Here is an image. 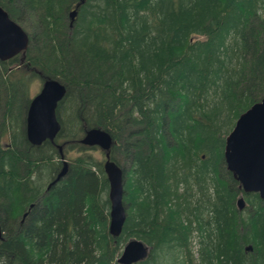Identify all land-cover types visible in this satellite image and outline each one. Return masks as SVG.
<instances>
[{
  "label": "trees",
  "instance_id": "16d2710c",
  "mask_svg": "<svg viewBox=\"0 0 264 264\" xmlns=\"http://www.w3.org/2000/svg\"><path fill=\"white\" fill-rule=\"evenodd\" d=\"M0 7L29 36L22 63L0 62V264H118L133 238L149 247L135 264H168L157 253L183 244V264H264V201L242 192L223 156L239 115L264 96V0H0ZM34 78L66 87L60 130L40 146L25 135ZM93 128L112 136L110 157L123 166L118 237L108 231L100 162L78 158L46 192L64 150L94 148L79 143ZM191 225L199 231L195 258Z\"/></svg>",
  "mask_w": 264,
  "mask_h": 264
},
{
  "label": "water",
  "instance_id": "95a60500",
  "mask_svg": "<svg viewBox=\"0 0 264 264\" xmlns=\"http://www.w3.org/2000/svg\"><path fill=\"white\" fill-rule=\"evenodd\" d=\"M75 16L76 10L71 11L70 27ZM28 44V34L0 7V62H7L19 56L22 63ZM65 94L66 87L63 84L54 79H47L42 83L38 94L31 99L25 118V135L31 145L40 146L46 141L54 143L60 130L56 109ZM79 143L84 147H96L104 152L103 170L109 184L110 203L108 231L111 236L118 237L126 220V212L122 201L123 171L110 157L113 140L106 131L93 128L85 132ZM58 149L61 152L62 147L58 146ZM223 156L226 170L238 182L242 192L258 194L264 201V96L239 115L233 129L225 137ZM66 172L67 164L64 163L56 180L51 182L48 188L63 178ZM236 206L239 211L244 209L245 201L242 195L237 199ZM2 235L0 226V240ZM148 253L147 246L133 240L127 243L117 262L135 264L143 261Z\"/></svg>",
  "mask_w": 264,
  "mask_h": 264
},
{
  "label": "rangeland",
  "instance_id": "374dc122",
  "mask_svg": "<svg viewBox=\"0 0 264 264\" xmlns=\"http://www.w3.org/2000/svg\"><path fill=\"white\" fill-rule=\"evenodd\" d=\"M15 66H16V64L12 63L9 65V68L14 69ZM41 85L42 84L40 83V81L36 78L30 80V82L28 84L30 99H32L35 95L38 94V92L41 88ZM59 143H62V141H59ZM78 158H83L89 162H91L92 160L95 162H100L102 166L105 162L104 152L101 151L99 148H96V147L89 148L88 150H82V149L77 148V147H72L69 150H66V151L64 150V156L62 155L61 158H56L54 161H55V163H58L60 165L59 168L62 169L64 163H66L68 166L67 168H69L70 165H72V162L77 160ZM120 168L122 169L123 166H121ZM126 168H127V164H126ZM108 192H109V189H108ZM190 227H191V232L189 234V236H190L189 248L190 249L189 248L188 249H189V252L192 253L193 257L195 258V256H196L195 251H196V248L198 246V240H199V231L196 229L195 225H191ZM133 239H131V240H133ZM129 242H130V240H129ZM124 248H125V246H124ZM123 249L121 250L120 254L118 255V258L121 257ZM186 257H187V251H186L185 245L183 244L182 247H177L176 250L172 249L171 252H169L166 249L158 252L156 260L162 261L163 263L165 261V262H168V264H169V261H170V263L175 261L178 264H183L181 261L182 260L186 261Z\"/></svg>",
  "mask_w": 264,
  "mask_h": 264
},
{
  "label": "bare ground",
  "instance_id": "6f19581e",
  "mask_svg": "<svg viewBox=\"0 0 264 264\" xmlns=\"http://www.w3.org/2000/svg\"><path fill=\"white\" fill-rule=\"evenodd\" d=\"M109 134V133H108ZM110 135V134H109ZM111 136V135H110ZM111 138H112V136H111ZM113 140V139H112ZM115 164L117 165V166H119L116 162H115ZM123 183H124V181H123ZM123 186V185H122ZM124 187V186H123ZM33 206V205H32ZM125 224V223H124ZM122 230H123V228H122ZM122 232V231H121ZM121 234V233H120ZM133 240H137V239H133ZM133 240H130V241H133ZM137 241H139L140 243H142L143 245H145L142 241H140V240H137ZM127 245H125V247H126ZM146 246V245H145ZM148 248V250H149V247H147ZM125 249V248H124ZM124 249H123V252H124ZM123 252H122V254H123ZM122 256V255H121ZM119 259V258H118ZM119 264V263H118Z\"/></svg>",
  "mask_w": 264,
  "mask_h": 264
},
{
  "label": "flooded vegetation",
  "instance_id": "af4514ba",
  "mask_svg": "<svg viewBox=\"0 0 264 264\" xmlns=\"http://www.w3.org/2000/svg\"><path fill=\"white\" fill-rule=\"evenodd\" d=\"M18 57H19V56H18ZM16 58H17V57H16ZM53 185H54V184H53ZM53 185H52V186H53ZM46 189H47L46 192H48V191L50 190V188H48V186L46 187Z\"/></svg>",
  "mask_w": 264,
  "mask_h": 264
}]
</instances>
